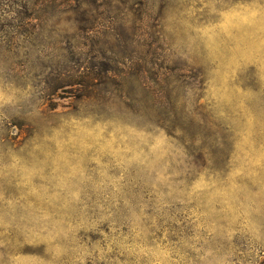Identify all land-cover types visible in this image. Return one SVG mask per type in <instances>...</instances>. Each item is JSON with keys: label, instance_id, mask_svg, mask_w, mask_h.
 Returning <instances> with one entry per match:
<instances>
[{"label": "rangeland", "instance_id": "374dc122", "mask_svg": "<svg viewBox=\"0 0 264 264\" xmlns=\"http://www.w3.org/2000/svg\"><path fill=\"white\" fill-rule=\"evenodd\" d=\"M0 264H264V0H0Z\"/></svg>", "mask_w": 264, "mask_h": 264}]
</instances>
